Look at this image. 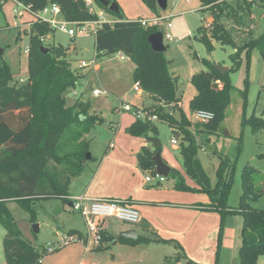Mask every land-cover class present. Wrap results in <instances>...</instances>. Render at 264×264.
<instances>
[{
    "label": "trees",
    "instance_id": "1",
    "mask_svg": "<svg viewBox=\"0 0 264 264\" xmlns=\"http://www.w3.org/2000/svg\"><path fill=\"white\" fill-rule=\"evenodd\" d=\"M2 1V0H0ZM28 7L31 13H38L49 4L61 7L62 16L69 22H93L98 17L90 13L85 0H16ZM110 4L118 0H107ZM156 15H161L158 0H142ZM97 6L107 14L115 17V24H104L95 34V48L98 55L122 54L136 64L135 82L140 83L143 92L147 93L156 104L144 108L150 114H156L160 121H165L173 129V134L183 138L182 157L186 172L191 179L200 184L193 188L186 180L172 169L175 179V189L184 192L202 193L209 197L210 204L201 206L203 211H214L240 214L243 217L241 232V247L239 249L240 264H257L264 256V210L252 208L248 199L260 196L254 193L256 169L247 166L242 173L244 194L239 208L228 211L227 199L233 184V178L225 179L223 167L217 171L218 179L215 185L205 174L201 164L195 158L196 139L191 134L192 125L188 118L181 114L178 119L173 112L180 103L177 95V77L169 70L170 62L165 53H155L148 38L160 32L158 27H143L140 21H128L120 13H111L108 8L95 0ZM256 4L264 9V0H201L202 12L211 16L210 27L199 28L197 38L203 42L209 52L213 50V41L222 46L236 50L231 56L233 68L227 73L217 70L214 63L206 61L207 71L195 74L192 83L197 95L191 100L192 111H208L214 114V119L206 124L196 126L200 135L217 134L224 113L231 103L232 80L231 71L240 66L242 55L250 58L255 50L260 52L264 61V30L255 35L252 11ZM226 20L233 21L232 29L226 25ZM249 33L246 39L237 37L234 28ZM54 29L46 24L34 23L30 31L28 47L29 78L24 84H13L14 74L0 56V221L6 229L4 240L7 264H37L45 256L44 247H36L25 240L16 228L15 221L5 209L6 201H17L21 207L35 219L36 211L33 204L38 200L60 199L64 204L70 202L69 187L72 181L80 177L85 163L92 160L86 147L71 155H63L61 144L63 136L72 128H81L73 137L79 146L83 135L89 134L94 125L103 120H97L98 115L90 114V102L82 99L68 104L67 94L74 91L86 76L85 72L73 70L66 50L62 46L50 47V52L44 54L41 47L44 44L40 37H47ZM167 48V47H166ZM85 69V68H84ZM261 92L264 94V85ZM168 105H172L171 108ZM175 106V107H174ZM179 108V107H178ZM170 109L172 112H170ZM92 120L89 127L79 126ZM250 122L254 132L264 129V109L261 117L252 116ZM126 132L137 138L150 142V135L157 133L156 124L136 120ZM158 150L149 147L142 148L139 154V168L143 172L155 173L153 157ZM88 155L90 159H88ZM53 166V167H52ZM230 174L234 168L229 167ZM70 234H74L70 232ZM221 232L219 234L220 239ZM114 238L104 235V242ZM103 242V243H104ZM120 242L132 246L149 245L151 243L171 244L178 254L184 251L177 241H166L157 234L152 238L139 236L136 240L122 238ZM219 243V242H218ZM190 261V260H189ZM166 258L164 264H168Z\"/></svg>",
    "mask_w": 264,
    "mask_h": 264
},
{
    "label": "rangeland",
    "instance_id": "2",
    "mask_svg": "<svg viewBox=\"0 0 264 264\" xmlns=\"http://www.w3.org/2000/svg\"><path fill=\"white\" fill-rule=\"evenodd\" d=\"M119 1L121 5H118L122 10L124 20H150L154 17V15L151 16L152 10L142 0ZM177 2L178 0H168L167 10H161L162 16L174 15L169 20L172 28L167 30L166 25L159 28L160 32L169 33L175 39L173 42H164L167 47L165 55L170 62L169 70L177 77V95L180 99L179 106L177 105L173 114L178 119L181 114H184L190 121L192 125L190 132L195 137L197 144L195 158L200 162L210 182L213 185L216 184L217 171L220 167L224 169L225 179L228 175L233 178L227 199L228 211L232 212L240 206L244 194L242 173L247 166L256 169L254 193L260 194L255 198L251 196L248 203L254 209L264 210V129L254 132L250 122L252 116L261 117L264 109V94L261 92L264 85V61L258 50H255L249 59L246 55H242L240 66L230 74L232 80L231 103L224 113L218 133L200 135L196 128L200 124L195 117L196 111H192L190 108L191 100L197 95L192 78L195 74L208 70L206 61L214 63L215 67L232 69L231 56L235 54L236 50L213 41V50L209 52L205 44L197 38L199 28L206 27L212 22L211 16L202 12L201 0H192L191 3L184 0L175 7L174 3ZM15 9H18V6L14 0L0 1V50L3 52L1 55L3 62L14 74L13 84H17L21 79L27 81L29 78L28 47L31 31L29 24L35 20V17L25 9L20 8L19 15L15 14ZM252 16L254 18L251 29L255 35H258L264 30V9L256 4ZM104 19L113 21L115 17L108 13ZM58 20L62 21L63 18L59 17ZM225 22L232 29L233 21L226 20ZM234 31L240 40L246 39L245 37L249 33L244 30V27L234 28ZM44 40L46 48L62 46L67 52L73 70L85 72L86 76L77 88L67 94L68 104L72 105L76 102L77 98L74 97L76 93L79 98H83V101L90 102V114L98 115L97 120L99 118L103 120L94 125L89 134L83 135L81 141L84 145L79 146L73 137V134L81 131V128H72L61 139L64 150L60 153L63 155H71L72 152L76 153L79 150L82 151L83 148H88L92 160L85 163L84 173H89L96 169L98 162L108 151L110 143L116 136L113 126L120 123L122 114H124L118 113L121 102L146 108L152 107L156 102L147 93L142 92L139 95L134 91L136 85L134 79L136 64L134 62H130L126 56H121L120 53L97 54L93 26L86 27V35H77L75 38L56 29L49 33ZM92 61H95L99 67L97 71L93 66L82 68L83 62L90 64ZM96 89L105 90L108 95L94 97L93 91ZM125 114L129 115V113ZM92 123L91 120L79 126L86 128ZM155 124L157 133L151 134L149 138H156L160 141L162 147L159 153L163 161L178 172L189 186L200 188V184L191 179L186 172L182 157V136L174 135L173 129L165 121L159 120ZM173 140H177L178 144L174 145ZM148 147L154 150L149 141ZM229 167L234 168V173L230 174ZM144 173H146L145 177L150 175L148 172ZM78 178L72 181L69 187L70 193ZM174 182L175 179L171 173L165 185L172 187ZM4 207L13 217L16 228L21 232L23 238L36 247L43 248L56 242L57 234H64L69 228L71 214L65 212V204L60 199L35 201L33 204L36 211L34 220H31V214L25 211L17 201H6ZM205 212L216 213L220 217L213 264H240L239 249L243 217L240 214ZM76 219L81 221L80 216L76 215ZM115 224L117 228H123V225ZM36 227L39 230L37 233L35 232ZM6 233L5 227L0 221V264H7L4 247ZM104 245V249L86 253L83 244L73 243L52 254H46L37 264H80L81 260L84 264H112L113 257L115 259L123 257L129 264H140L139 260L142 259L140 253L132 254L123 242L114 244V240L106 241ZM140 249H147L141 250V252L145 251L142 252L143 255L153 257L151 264H162V260L164 258L166 260V257L170 258L168 264H197L189 261L185 251L180 252L181 257L177 262L175 259L177 253L173 255V249L176 250L173 245L154 244L149 248H139V251ZM257 264H264V256L260 257Z\"/></svg>",
    "mask_w": 264,
    "mask_h": 264
},
{
    "label": "crops",
    "instance_id": "3",
    "mask_svg": "<svg viewBox=\"0 0 264 264\" xmlns=\"http://www.w3.org/2000/svg\"><path fill=\"white\" fill-rule=\"evenodd\" d=\"M182 1L184 0L180 2ZM118 4L121 5L119 0ZM153 15L156 14L152 13L151 16ZM98 68L96 66L94 70L97 71ZM122 115L120 123L113 126L116 136L110 143L108 151L98 162L96 169L89 173L83 171V174L75 180L69 199L78 197L92 200L117 199L129 202L138 210L141 219L136 226L122 223L115 218L103 222L104 235L114 238V244L120 243V240H117L119 234L129 230H135L138 237L152 238L157 234L163 240L177 241L191 262L213 264L220 217L216 213H208L200 208L202 205L210 204L209 197L205 194L179 191L175 189V182L172 187H167L166 181L158 186L146 183V173L139 168V154L142 148L148 147V143L126 132L136 120L132 114ZM64 210L71 214L69 228L64 233L72 232L84 237L87 234V226L83 218L80 216L81 221L75 220V216L79 215L71 211L70 202L65 204ZM115 223L123 225V228H117ZM104 243L100 249H104ZM124 244L132 254L140 253L142 257L139 260L140 264H151L153 257L143 255L142 252L145 251L141 252V250L147 249L139 251V248H149L161 243L138 246ZM176 253L178 254L177 249H173V255ZM113 259L115 263L112 264H129L123 257L119 259L113 257ZM161 263H165V258ZM80 264H84L83 260Z\"/></svg>",
    "mask_w": 264,
    "mask_h": 264
},
{
    "label": "built area",
    "instance_id": "4",
    "mask_svg": "<svg viewBox=\"0 0 264 264\" xmlns=\"http://www.w3.org/2000/svg\"><path fill=\"white\" fill-rule=\"evenodd\" d=\"M18 9H15V14L19 15L20 8L25 9L26 12L30 13L35 17V20L29 24L30 28L34 25V23L46 24L50 28L56 30L59 29L61 32L65 33L69 37L75 38L77 35H86V27L93 26L95 29V34L99 28H101L104 24L114 25L115 21H107L104 19V16L107 14L103 9L99 8L95 2V0H85L86 7L89 9L90 13L96 15L98 20L93 22H69L65 20L62 16V10L59 5L49 4L44 9L39 11L38 13H31L23 3L14 0ZM181 0H178L177 3H174V6L177 7L178 3ZM188 3H191L192 0H186ZM62 17L63 20L59 21L58 18ZM174 17V15L170 16H162L155 15L150 20H140L143 27H167V30L172 28V24L169 20ZM210 27V23L206 26ZM78 30V33H77ZM164 35V42H173L175 39L167 33ZM46 37H40V41L44 44ZM121 56H123L121 54ZM129 60V59H128ZM130 61V60H129ZM97 66L95 61H92L90 64L85 62L82 63V68ZM26 81L21 79L18 83L24 84ZM134 91L138 94L143 92L140 83H136L134 87ZM108 92L101 89H96L93 91L94 97L107 96ZM74 97L78 99V94H74ZM179 106V104H178ZM169 108L172 105H168ZM175 107V106H174ZM177 107V105H176ZM118 113H129L132 114L135 120L147 121L156 123L159 121L158 116L156 114H150L145 111L142 107L132 106L128 103L121 102V106L118 108ZM196 119L200 124H206L214 119V114L208 111L198 110L195 114ZM173 144L177 145V140H173ZM150 175L145 178L146 183L153 184L154 186H158L163 184L167 179L157 175L156 173L152 174L148 172ZM71 211L78 214L83 218L87 226V234L83 236H79L77 234H57V241L51 244H48L44 247V254H52L57 250H61L64 247H67L73 243H81L84 245L86 253H90L91 251H96L100 249L104 242V232L105 225L104 221L110 218H115L122 223L129 224L132 226H136L140 223V213L131 204L127 201L117 200V199H97L92 200L86 197H78L70 199Z\"/></svg>",
    "mask_w": 264,
    "mask_h": 264
},
{
    "label": "water",
    "instance_id": "5",
    "mask_svg": "<svg viewBox=\"0 0 264 264\" xmlns=\"http://www.w3.org/2000/svg\"><path fill=\"white\" fill-rule=\"evenodd\" d=\"M96 1L100 3L102 6L108 8V10L111 13H114V14L120 13V8L117 3L110 4L107 0H96ZM158 6L162 11H166L168 8V0H158ZM148 42L151 45L152 50L155 53H165L167 51V48L164 44V35L162 32H158V33L151 35L148 38ZM41 51L44 54H48L50 52V49L43 46L41 47ZM2 53L3 52L0 50V56L2 55ZM216 68L221 73H227L229 71V69L227 68H222V67H216ZM150 142L152 143L154 150H158L162 147L160 141L156 138H150ZM87 158L90 159V156L88 155ZM153 162L155 164V173L159 176H162L168 179L171 175L172 168L169 167L163 161L159 152L156 153L155 156L153 157ZM38 231H39L38 227H36L35 232L37 233ZM122 238L136 240L138 239V233L135 230L125 231L118 235L117 240H121Z\"/></svg>",
    "mask_w": 264,
    "mask_h": 264
}]
</instances>
